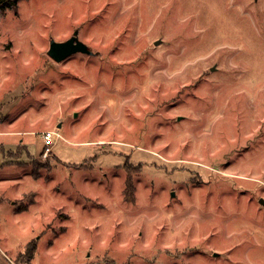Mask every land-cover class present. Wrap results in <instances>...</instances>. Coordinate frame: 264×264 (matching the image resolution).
I'll return each instance as SVG.
<instances>
[{"label": "rangeland", "instance_id": "1", "mask_svg": "<svg viewBox=\"0 0 264 264\" xmlns=\"http://www.w3.org/2000/svg\"><path fill=\"white\" fill-rule=\"evenodd\" d=\"M4 115L17 264H264V0L0 2Z\"/></svg>", "mask_w": 264, "mask_h": 264}, {"label": "crops", "instance_id": "2", "mask_svg": "<svg viewBox=\"0 0 264 264\" xmlns=\"http://www.w3.org/2000/svg\"><path fill=\"white\" fill-rule=\"evenodd\" d=\"M4 116H1L0 118V124L2 123H6V119L4 118ZM27 132H29L30 134H33L34 133V130H25ZM19 132H22V130H18V128H13V129H8V127H5V126H0V145L3 146L5 148V145L4 143H6L8 140H7V136H16ZM3 137L4 140H1ZM17 137V136H16ZM10 139H13L14 141V144L16 143V145L18 143L22 144L20 146H24V148H27V145L23 142V139H15V138H10ZM15 139V140H14ZM11 141V140H10ZM19 146V145H18ZM52 149V147H51ZM0 159H3L2 162L0 163V171L3 169L4 166H7V165H11V166H16V167H21V166H26V165H31L29 162H27L25 159H9L7 157H0ZM2 173H0V200H3V195L5 193V189L6 188V185L8 183V180H11V182H16V180H19L21 176V172H16L15 174L13 175H10L7 179H3V177L1 176ZM31 177L34 178V179H37L39 178V176H33L32 173H31ZM19 183V181L17 182V184ZM26 192H21V196H23V194H25ZM30 193V192H28ZM35 193V198L30 201L25 208L21 209V211L23 210H27L29 209V207L31 205H33V203L35 204L37 201H36V195L37 193L36 192H33ZM2 237L3 235L0 234V264H17L14 259H13V252L11 253V250L10 248L4 244V241H2Z\"/></svg>", "mask_w": 264, "mask_h": 264}, {"label": "water", "instance_id": "3", "mask_svg": "<svg viewBox=\"0 0 264 264\" xmlns=\"http://www.w3.org/2000/svg\"><path fill=\"white\" fill-rule=\"evenodd\" d=\"M87 50L86 45L82 41L72 36L65 41L52 40L48 53L53 59L60 61L74 52H86Z\"/></svg>", "mask_w": 264, "mask_h": 264}, {"label": "built area", "instance_id": "4", "mask_svg": "<svg viewBox=\"0 0 264 264\" xmlns=\"http://www.w3.org/2000/svg\"><path fill=\"white\" fill-rule=\"evenodd\" d=\"M53 136H55V139H53ZM42 137L45 145L47 146L44 151V154L46 155L51 150V146L54 144V141L61 137V134L56 130H45L42 132Z\"/></svg>", "mask_w": 264, "mask_h": 264}, {"label": "trees", "instance_id": "5", "mask_svg": "<svg viewBox=\"0 0 264 264\" xmlns=\"http://www.w3.org/2000/svg\"><path fill=\"white\" fill-rule=\"evenodd\" d=\"M0 2H4L7 6H9V7H13V6H16V3H17V0H0ZM0 147H2L1 149H0V154L4 151V147L3 146H1L0 145ZM21 147H23V148H21ZM3 149V150H2ZM22 149H24V146H17V149L15 150V151H6V153H7V155H9V156H11V157H13V156H17V155H19L20 156V153H21V150ZM32 175L33 176H35L36 177V175H37V170L35 169V167H34V169H33V171H32ZM127 186L129 187V182L127 181ZM128 187H126V189H125V191L127 190V188Z\"/></svg>", "mask_w": 264, "mask_h": 264}, {"label": "bare ground", "instance_id": "6", "mask_svg": "<svg viewBox=\"0 0 264 264\" xmlns=\"http://www.w3.org/2000/svg\"><path fill=\"white\" fill-rule=\"evenodd\" d=\"M242 262V261H241ZM256 262V261H255ZM244 263V262H243ZM245 263H247V262H245Z\"/></svg>", "mask_w": 264, "mask_h": 264}]
</instances>
